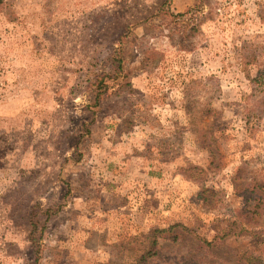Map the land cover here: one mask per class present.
<instances>
[{"label": "rangeland", "instance_id": "rangeland-1", "mask_svg": "<svg viewBox=\"0 0 264 264\" xmlns=\"http://www.w3.org/2000/svg\"><path fill=\"white\" fill-rule=\"evenodd\" d=\"M260 185L264 0H0V264L264 262Z\"/></svg>", "mask_w": 264, "mask_h": 264}, {"label": "trees", "instance_id": "trees-1", "mask_svg": "<svg viewBox=\"0 0 264 264\" xmlns=\"http://www.w3.org/2000/svg\"><path fill=\"white\" fill-rule=\"evenodd\" d=\"M114 68V71L112 72L111 75H107L110 79H124L127 80V75L123 73V68H122V61L120 59L119 54H115V60L113 61L112 65ZM93 81H88V85L90 90H93L95 93V101H94V106L99 105V101L103 98L104 95H106L107 89L109 88L107 84V80L105 79V76H94ZM90 80V79H89ZM126 84L129 86V83L126 82ZM125 85V84H124ZM117 92L118 94H122L121 88L123 87L122 84L117 85ZM120 92V93H119ZM189 171H192L194 169L190 168L188 169ZM256 191H251L250 198H248V201H253L252 205V214H255L257 210H260L262 207H264V185H260L259 188L254 189ZM207 193L206 191H202L201 194ZM246 197V196H245ZM205 202V198L203 199ZM33 212H30L29 214V221L28 224L30 226V232L28 234V241L32 244V246L36 247L37 244L40 241L41 233L43 231V226H47V222L50 218V210H46L42 213V215H39V212L36 211V208H40L39 205L35 204L33 206ZM42 212V211H41ZM54 214V213H53ZM249 214V211H248ZM248 216V215H247ZM178 227V226H170L167 229H153L150 231L145 237H143L142 244L139 245V248L135 251L132 252V255L134 256V259L131 264H150V260L158 255V246H159V240L161 239H169L172 241H175L177 238V235L173 233V230ZM180 227V226H179ZM232 230V229H229ZM39 233V235H37ZM221 234V233H220ZM229 234H236L234 231H228L226 229L223 231L222 236H228ZM167 235H169L167 237ZM215 239L212 240L211 243H213ZM203 245L206 244V247H208L211 243H208L206 241H201ZM38 250H34V264H37L38 262ZM248 264H264L261 259L252 257L250 258V262H247Z\"/></svg>", "mask_w": 264, "mask_h": 264}]
</instances>
